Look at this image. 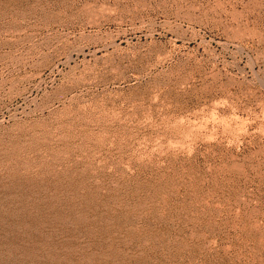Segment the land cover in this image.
I'll return each mask as SVG.
<instances>
[{"label": "rangeland", "instance_id": "obj_1", "mask_svg": "<svg viewBox=\"0 0 264 264\" xmlns=\"http://www.w3.org/2000/svg\"><path fill=\"white\" fill-rule=\"evenodd\" d=\"M0 264H264V0H0Z\"/></svg>", "mask_w": 264, "mask_h": 264}]
</instances>
